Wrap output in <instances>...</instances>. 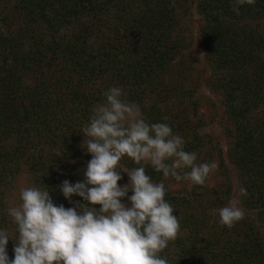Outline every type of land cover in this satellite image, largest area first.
<instances>
[{
	"label": "trees",
	"instance_id": "trees-1",
	"mask_svg": "<svg viewBox=\"0 0 264 264\" xmlns=\"http://www.w3.org/2000/svg\"><path fill=\"white\" fill-rule=\"evenodd\" d=\"M234 7V0H0V228L16 239L8 209L19 206L23 188H49L55 204L77 207L59 186L84 180L91 154L82 129L102 93L118 86L149 124L167 123L182 136L197 163L217 165L204 185L145 165L180 221L161 256L169 264H264V0L238 14ZM194 11L204 72L196 71ZM201 83L220 98L226 160L248 193L244 218L230 228L217 210L232 200L233 184L222 149L204 131L213 120L200 113ZM120 166L140 165L125 156Z\"/></svg>",
	"mask_w": 264,
	"mask_h": 264
},
{
	"label": "clouds",
	"instance_id": "clouds-1",
	"mask_svg": "<svg viewBox=\"0 0 264 264\" xmlns=\"http://www.w3.org/2000/svg\"><path fill=\"white\" fill-rule=\"evenodd\" d=\"M255 3L234 0L233 10L238 14L240 6ZM102 95L104 100L82 129L88 138L83 149L91 154L84 180H64L59 186L77 207L55 204L49 188L21 189V203L8 209L16 239L0 228V264H169L161 253L176 239L180 221L165 199V184L154 182L145 165L192 185H204L217 165L197 163V154L185 150L184 138L167 123L149 124L139 106L124 98L121 87L112 86ZM125 156L140 166L122 169ZM122 171L128 182L120 185ZM240 192L248 194L244 188ZM73 196L85 203L73 201ZM217 211L219 223L229 228L245 215L238 200ZM10 239L15 241L11 260Z\"/></svg>",
	"mask_w": 264,
	"mask_h": 264
},
{
	"label": "rangeland",
	"instance_id": "rangeland-1",
	"mask_svg": "<svg viewBox=\"0 0 264 264\" xmlns=\"http://www.w3.org/2000/svg\"><path fill=\"white\" fill-rule=\"evenodd\" d=\"M191 29L193 31V50L197 53V64H196V71L197 72H204L206 71V64L203 57V49L198 44V33L197 29L200 25L199 17L196 12H193L192 17L190 18ZM200 75V74H197ZM202 76V75H201ZM208 76V74H207ZM202 84V83H201ZM198 98L201 100V109L200 113L203 117L207 116L210 117L213 121L210 125L204 130L207 134H209L213 138V144H217L222 149L223 157L226 160V145L227 139L223 130L221 128L222 120L224 119V108L220 104V98L214 95L205 85H201V88L198 92ZM210 122V119H208ZM226 164L229 169V173L231 176L232 184H233V193H232V200H238L241 206V185L239 183L238 175L235 169L227 162ZM125 202V201H124Z\"/></svg>",
	"mask_w": 264,
	"mask_h": 264
}]
</instances>
